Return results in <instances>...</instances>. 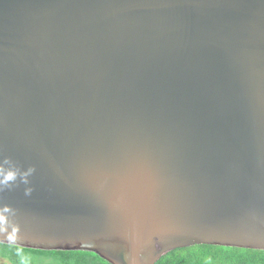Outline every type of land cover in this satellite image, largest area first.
<instances>
[{
  "label": "water",
  "instance_id": "95a60500",
  "mask_svg": "<svg viewBox=\"0 0 264 264\" xmlns=\"http://www.w3.org/2000/svg\"><path fill=\"white\" fill-rule=\"evenodd\" d=\"M0 215L114 264L264 247V0H0Z\"/></svg>",
  "mask_w": 264,
  "mask_h": 264
},
{
  "label": "trees",
  "instance_id": "16d2710c",
  "mask_svg": "<svg viewBox=\"0 0 264 264\" xmlns=\"http://www.w3.org/2000/svg\"><path fill=\"white\" fill-rule=\"evenodd\" d=\"M7 247L0 245V248ZM15 250L29 256L30 259L23 264H54L52 259H63L55 264H99L96 257L90 252H74V253H57L60 257H42L43 260H38L36 257L52 255L44 253L41 250H32L12 246ZM177 253H183L182 256H177L178 264H264V251L248 250L241 248H224L221 246L196 245L192 249H177ZM199 253L196 258L194 254ZM210 257V259H205ZM12 264H21L20 260H14Z\"/></svg>",
  "mask_w": 264,
  "mask_h": 264
},
{
  "label": "clouds",
  "instance_id": "9594fccd",
  "mask_svg": "<svg viewBox=\"0 0 264 264\" xmlns=\"http://www.w3.org/2000/svg\"><path fill=\"white\" fill-rule=\"evenodd\" d=\"M14 173L8 172L4 176V182L13 179ZM4 217L0 215V223L4 221ZM6 231V229L0 228V232ZM15 231V230H14ZM16 237L13 235L0 237V245H5L7 247L0 248V264H12L14 260H20L21 264H23L24 261L30 259L29 256H26L24 253L15 250L12 246H18L16 243ZM155 247L158 249L159 244L155 245ZM183 253H177V252H160L158 256L155 257V259L152 260V264H178L176 257L182 256ZM199 256V254L194 255L193 258H196ZM45 256L36 257L38 260ZM205 259H210V257H205ZM96 261L99 262V264H114L113 260H109L106 258L96 257Z\"/></svg>",
  "mask_w": 264,
  "mask_h": 264
},
{
  "label": "snow or ice",
  "instance_id": "6c2138e0",
  "mask_svg": "<svg viewBox=\"0 0 264 264\" xmlns=\"http://www.w3.org/2000/svg\"><path fill=\"white\" fill-rule=\"evenodd\" d=\"M15 243L20 246V247H26V248H37V249H40L42 252L44 253H51L52 255H48V256H45V257H60L58 255H56L57 253H74V252H81V251H84V250H91L89 247H80L78 246V250L76 249H63V250H58L57 248L55 247H51V248H38V247H35V246H30L24 242L21 241V239L19 237L16 238V241ZM199 243L195 244V245H198ZM218 246H221V247H224V248H240V246H235V245H218ZM194 247V245H191V246H186L185 248L183 249H192ZM253 249H259V250H264V247H261V248H253ZM93 255L95 257H101L102 256L97 252V251H93ZM177 250H174L173 252H176ZM186 253H191V254H199V253H192V252H186ZM63 259H52V260H48V261H52L54 262H60L62 261Z\"/></svg>",
  "mask_w": 264,
  "mask_h": 264
}]
</instances>
